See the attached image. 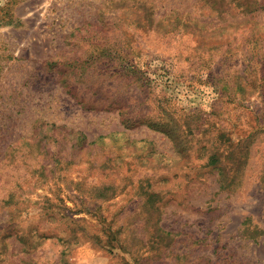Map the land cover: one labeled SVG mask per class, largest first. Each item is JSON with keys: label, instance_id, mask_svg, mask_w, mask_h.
I'll use <instances>...</instances> for the list:
<instances>
[{"label": "rangeland", "instance_id": "obj_1", "mask_svg": "<svg viewBox=\"0 0 264 264\" xmlns=\"http://www.w3.org/2000/svg\"><path fill=\"white\" fill-rule=\"evenodd\" d=\"M0 264H264V0H0Z\"/></svg>", "mask_w": 264, "mask_h": 264}, {"label": "trees", "instance_id": "obj_2", "mask_svg": "<svg viewBox=\"0 0 264 264\" xmlns=\"http://www.w3.org/2000/svg\"><path fill=\"white\" fill-rule=\"evenodd\" d=\"M248 220V219H247ZM247 220L245 222H247Z\"/></svg>", "mask_w": 264, "mask_h": 264}]
</instances>
